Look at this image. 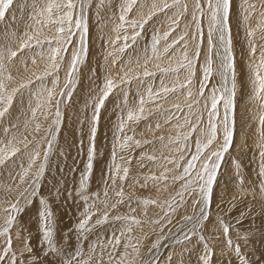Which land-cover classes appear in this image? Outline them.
Here are the masks:
<instances>
[{
	"label": "rangeland",
	"instance_id": "obj_1",
	"mask_svg": "<svg viewBox=\"0 0 264 264\" xmlns=\"http://www.w3.org/2000/svg\"><path fill=\"white\" fill-rule=\"evenodd\" d=\"M91 2L92 8L87 14L89 28L87 55L75 74L77 82L71 100H65L60 105L62 124L57 134L53 152L49 156L46 171L39 180L38 195L33 197L31 201L25 202L20 199L17 191V186L19 190L25 187L19 183L17 173L22 172L21 164L27 167L26 152L31 151L33 145H29L27 150L20 145L21 152L7 161L5 165L0 166V229L5 226L8 215L4 209L8 208L11 203L20 200V211L15 213L16 221L9 233L12 239V249L17 257V264H34V262L35 264H59L58 258L51 254H45L47 245L43 239L39 217V211L43 208L40 203L41 197L48 201L53 212V239L57 247H63L66 254L75 251L82 244L85 255H87L89 244L98 238L100 241L106 242L112 238L114 231L119 236L118 230L126 223L114 219L120 215L135 216L142 221L141 225L133 224V231L128 234L132 236L133 243L139 242L142 261L151 260L156 261L157 264H203L200 257L204 255V244L207 243L213 253L210 264H240L239 257L227 245V240L230 237L233 245L239 244L241 253L249 259L250 264H261L264 262V194L261 193L259 185L261 179L264 178L258 175L261 157L257 145L260 143L261 132L259 119L261 115H264V108L261 107L259 101L251 99V70L248 65L252 61L258 62L261 52L264 51V0H247V2L245 0H232L231 3L229 23L236 70L235 132L232 146L229 152L225 154L214 184L208 219L201 220L195 228H193L195 220L185 219L189 216L198 217L199 208L202 205L193 203L194 200L198 199L197 194L187 192L184 194L183 202H181V197L177 193L182 191L181 185L184 181L169 179L168 181L153 182L144 179L152 174L159 176L164 172L165 167L174 169L173 172L167 173L169 177L182 172L186 160L180 161L181 167L177 169L175 165L164 160V157L178 158L179 156L171 150L175 145H170L167 138L176 135L175 125L177 123H184L185 116L189 114V109L186 106L188 103H193L192 114L189 117L193 124L199 123L200 127H205L207 124V110L204 108V102L212 87L218 85L219 76L214 72L204 89V96H199L203 76L202 66L207 47L205 33L204 47L201 50L199 60L196 62L195 75L192 77V83L189 86L193 96L187 97L188 88L177 89L175 92L168 93L166 100L158 101L163 104L160 111L136 124L129 123V128L125 130L127 135H131L137 140H151L153 142L140 147L132 146L126 150H121L117 145L115 162L121 166V169L128 167L129 173L127 179L121 180L117 177L114 186L111 184V180H108L107 199L109 204L115 203L120 199L115 195V192L122 188L125 194L124 202L117 204L115 209L109 208L107 223L95 225L93 231L88 234V239L81 242L77 240L76 227L82 219L81 213L85 203L80 200L77 192L81 174L86 171L88 160L93 100L102 94L101 89L106 78L113 77L118 80L124 72H129V76L143 73L144 69L139 65H142L144 60L151 56L152 35L156 32L162 35L163 32L167 31L170 21L165 17L172 16L177 11L173 8L169 9L167 13H158L153 16L144 25L135 43L131 40L127 41L131 47L124 53H120L117 49L125 42L121 39L113 45L110 41L115 40L118 34L115 29L121 24L119 19L120 6L125 0H104L103 6H100L99 0H91ZM162 2L163 0H156L157 4ZM171 2L172 0H168V3ZM184 2L188 4V13L180 20L179 27L171 33L168 42L182 34L185 24L192 23L191 14L195 0H184ZM32 3L33 0H13V4L7 10L4 19L0 21V47L8 45L15 50L19 40L25 38L24 33L32 31L28 27L33 25V21L30 19L33 11ZM37 3L38 5L43 4L44 0H37ZM151 3L152 0H139L137 8L141 4L145 5L143 11L147 15ZM249 5L255 7L249 8ZM245 16L248 17L247 20H245ZM126 19L128 21L140 19L135 8ZM249 30H254L255 35L250 37L248 35ZM43 31L45 35H52L47 29ZM12 33H15L14 37L10 35ZM132 33L133 29L125 23L124 27L120 29L119 35L131 36ZM6 34L9 35L6 37ZM250 42L257 45L255 57L250 56ZM180 43L183 44V41ZM164 45L165 41L162 40L159 45L161 51ZM47 48L48 45L45 44L43 46L45 57L47 56ZM72 50V46H69L63 64L59 72L55 74L59 76L57 92L64 85ZM40 51V48L34 46L18 52L14 60L6 61L5 75L11 73L15 80L20 82L33 76V73L40 74L43 72L46 61L38 55ZM182 51L180 44H177L169 53L161 55L159 59L153 57L147 67L149 71L155 73L154 77H142L144 84L133 80L131 85H122L120 88L114 89L105 101V105L100 111L95 136L94 166L87 188V194L91 197L89 203L94 201L96 208L100 210L92 217L91 224H94L105 211L104 205L100 203L101 200L105 199L104 181L107 179L108 169L113 165V148L114 144L117 143L116 136L120 135L122 138L124 135L117 132V124L122 115L121 107L118 105H121L124 95L121 89H128L129 107L136 108L137 90L144 92L148 83H152L154 90H157L160 87L161 79L168 87L185 82L188 76L186 71L180 72L179 81H177L175 73L163 74L156 67L157 64L161 68L175 67L176 62L181 58ZM109 52H112L113 55L109 56ZM192 52L193 44L189 38V56L192 55ZM34 56L37 61L35 65L32 64V57ZM169 57H172L171 62ZM114 59L116 60L115 64H113ZM213 59L215 60V57ZM137 60H139V65ZM25 61L27 62V69H25ZM213 67H216L215 63ZM53 79V76L47 77L44 84L51 88ZM40 85V81L34 80L29 89H24L17 94L8 114L0 122V141L7 143L15 134L18 139L22 135H27L28 139L35 143L44 136L43 131L40 133L32 132L35 122H29L27 130L24 128L25 121L30 120L29 93L36 91ZM31 99L33 106H35V99ZM196 100H199L200 103L195 104L194 101ZM174 104H179L183 111L173 108ZM147 107L154 108L155 106L148 104ZM165 109L170 111H165ZM127 110V108L123 109L125 116ZM52 111L54 113L55 109ZM173 113L179 117V120L173 119L170 123H165V117ZM200 113H204L202 122L196 119ZM52 118L50 116L45 121L41 117L40 122L44 127H47ZM157 123L161 125L159 129L155 127ZM13 125H17L18 128L13 127ZM200 127L192 133L189 142L191 150L184 153L186 158L190 159L195 150L194 143L199 136ZM5 128H9L11 131L5 134ZM129 129H134V131ZM183 131H187V128ZM160 136H164L165 139L159 140L158 137ZM2 146L0 144V147ZM144 153L154 154L158 157L157 161L147 159L141 161L140 157ZM41 154L43 155V148H41ZM121 157L125 159L121 160ZM129 158L130 163L127 162ZM141 163H143V167H141ZM197 167H199V162H197ZM9 188L12 190L9 191ZM57 192H59V196L56 195ZM97 193L99 200L95 196ZM173 198H175L174 202ZM145 199L156 200L157 203L145 206L141 203ZM166 202L172 203L175 211H172ZM157 220L159 223L154 222ZM62 221L68 225H62ZM221 221L223 225L229 227L227 235L223 231ZM185 234H188L190 239L185 240ZM245 235L247 236L246 240L243 238ZM200 236L204 237L203 241L200 240ZM5 239L6 236H0V250L5 244ZM126 239L127 235L121 238V246L117 252L113 253L114 259H118L120 253L123 252V243ZM157 242H159V247H153ZM26 244L32 249L31 253L25 251ZM99 251L100 249L97 248V253ZM129 251L131 252V249ZM22 252L23 255H21ZM11 255L12 253H9V256ZM169 255L172 257L171 261L167 259ZM95 259L94 257L93 264H95ZM104 260L107 264V251ZM5 264H7V260Z\"/></svg>",
	"mask_w": 264,
	"mask_h": 264
},
{
	"label": "snow or ice",
	"instance_id": "obj_2",
	"mask_svg": "<svg viewBox=\"0 0 264 264\" xmlns=\"http://www.w3.org/2000/svg\"><path fill=\"white\" fill-rule=\"evenodd\" d=\"M247 2V0H245ZM104 0H99L100 6H103ZM139 0H125L120 6V16L119 19L121 24H119L115 31L118 33L115 40L110 41L113 45L121 39L125 42L119 49L118 52L124 53L130 44L127 41L131 40L135 43L136 38L141 34L143 27L156 16L158 13H167L169 9L175 8L177 11L168 17L170 21L168 30L163 32L161 35L156 32L151 38V56L144 60L142 65H139V60L137 64L144 69L142 74H136L134 76H129V72H124L123 76H119V79L113 77H108L101 89V95L93 100V114L91 117V127H90V139H89V150H88V160L86 165V171L81 174L79 180V187L77 195L80 200L84 201L85 207L81 213L82 219L79 221L76 232L77 240L84 241L88 239V234L91 233L95 225L102 223H107L109 220L108 209H115L117 204L124 202V192L122 188L115 192V195L119 197L115 203L109 204L108 202V180H111V184L114 186L116 184V178L119 177L121 180L127 179L129 169L128 167H123L115 162L116 158V147L121 150L129 149L132 146L140 147L144 144H150L151 140H137L133 136L127 135L125 130L129 128V123L136 124L141 120H146L150 116L154 115L155 112L160 111L163 108V104L158 101L166 100L167 94L177 91V89L188 88L186 95L188 98L193 96L192 91L189 86L192 83V77L195 75V65L199 60L201 55V50L204 47L205 33L207 39V47L205 49V61L202 66V83L200 86L199 96H204V89L207 86V82L212 77L215 72L219 76L218 85H214L209 92V96L205 98L204 108L207 110V124L205 127H200L199 123L193 124L192 120L189 118L192 114L193 103H188L186 106L189 109V114L185 116L184 123H177L175 125L177 133L175 136H169L168 143L170 145H175L172 151L179 154L176 157H164L169 164L175 165V168H180V161H185L182 172L179 174H174L171 177L167 175L169 172H173L174 169L165 167L164 172L159 176L152 174L146 176L144 179L157 181H184L181 185L182 191L178 192L177 195L181 197V202H183L184 194L191 193L197 194L198 199L194 200V204L202 205L199 208L198 217H185L189 221L195 220L193 228L201 220L208 219V211L211 206L213 199L214 184L217 180L219 170L221 169L222 163L225 158V154L229 152L232 146L234 132H235V95H236V70H235V57L232 49V39H231V28H230V10L232 0H195L193 11L191 14V24H185L182 34L177 38L168 42L169 36L176 28L180 25V20L188 13V4L184 0H172L168 3V0H163L162 3L157 4L156 0H152L150 9L145 15L143 9L145 5L141 4L138 8L137 5ZM13 4V0H0V21L5 17V14L9 7ZM32 14L30 19L33 21V25L28 27L32 29L31 32L26 31L24 33L25 38H21L18 42V47L14 50L12 47L5 45L0 47V122L8 114L10 108L13 105L15 97L18 93H21L24 89H29L34 83V80L41 82L40 87L34 91L30 92L28 108L30 110V120L25 121L24 128L27 130L29 122H35L32 129L33 133L44 132V136L41 137L39 141L33 143L32 140L28 139L27 135H22L19 139L15 134L7 141V143L0 141L3 146L0 147V166H3L12 157H15L17 153L21 152L20 145L23 149H29V145H33L31 151H27L28 165L24 167L23 164L20 165L22 172L17 173L19 176V183L25 185L22 190H19L17 186L18 195L21 200L25 202L31 201L33 197L38 195L39 180L44 175L46 168L48 166L49 156L53 152L54 144L57 140V134L59 128L62 124V111L61 103L65 100L70 101L74 86L76 84L75 74L78 72L80 65L84 62L88 47H87V37L89 33L88 28V11L92 8L91 0H44L43 4L37 3V0H33L31 5ZM254 5H249V8H254ZM134 8L137 11L140 19H132L128 21L126 17L129 13H132ZM247 11V9H245ZM248 17L245 16V20ZM127 23L132 29L133 33L131 36L119 35L120 29L124 27ZM35 26V27H34ZM44 29H47L52 35H45ZM139 29V30H137ZM190 30L191 35H190ZM9 34H6V37ZM15 36V33L10 34ZM248 35L250 37L255 35L254 30H249ZM189 38L193 44L192 55L188 54ZM75 39V43H74ZM165 41V45L162 51L159 48L161 41ZM183 41V44L180 42ZM47 44V56L45 57V51L43 46ZM177 44H180L181 58L176 62L175 67L161 68L159 64L156 67L163 74L175 73L176 79L179 81V74L182 70L188 73L185 82L174 84L172 87H168L164 84L163 79H161L160 87L154 90L152 83H148L145 91L140 92L137 90V106L136 108L129 107V91L127 88H122L123 100L121 101V113L117 124V132L124 134L121 138L120 135L116 136L117 143L114 144L113 148V165L108 169V176L105 179V191L104 200L100 203L104 205L105 211L102 215L91 224L92 217L96 215L98 208L93 201L89 203L91 197L87 194L88 183L91 178L93 161L95 158V136L100 119V111L105 105V101L113 93L114 89L120 88L122 85H131L133 80L139 81L140 84H144L142 77H154L155 73L148 70L149 61L155 57L160 58L161 55H166L171 49H173ZM40 48L41 51L38 55L41 59L46 61V67L40 74L33 73V76L28 77L26 80L17 82L15 78L8 73L5 75V64L6 61L14 60L18 52H22L24 49H29L32 47ZM69 46H72L73 50L71 52L70 61L66 71V77L63 87L59 92L56 88L59 85V76L55 75L59 72V69L64 61V56L68 52ZM257 51V45L250 42V56L255 57ZM109 56L113 53L109 52ZM215 57V60L213 59ZM172 57H169L171 62ZM37 63L35 56L32 57V64ZM116 60H113V64ZM131 63V61H129ZM216 64L214 68L213 65ZM25 69H27V62H24ZM248 67L251 70V85H252V96L251 99L259 101L262 108H264V51L261 52L259 61H252L249 63ZM131 71V70H129ZM119 75V74H118ZM53 76L52 87L49 88L44 81L47 77ZM34 77V79H33ZM35 99V106L32 104V99ZM210 101V104H209ZM195 104H199L200 101H194ZM148 104H153L154 108H148ZM173 108L178 111H183L179 104H174ZM127 108L126 116L123 114V109ZM222 108V111H221ZM53 109L55 112L53 113ZM165 111H170L165 109ZM53 117L51 122L44 127L40 122V118L47 121L49 117ZM204 113H200L196 119L202 122ZM173 119L179 120L175 114H170L165 117V123H170ZM259 123L261 125L260 132V143L257 147L260 149L259 155L261 157L260 168L258 175L264 178V115L260 116ZM17 127V125H13ZM156 129L161 127L160 123L155 125ZM200 127V133L194 143V152H192L190 159L186 158L184 153L191 150L190 140L192 133ZM187 128V131L183 129ZM134 131V129H129ZM11 130L5 128L4 132L7 134ZM159 140L163 141L164 136L158 137ZM131 142V143H130ZM41 148H43V155L41 154ZM121 157V160H124ZM147 159L149 161H157L158 157L154 154L144 153L141 155L140 160L143 161ZM39 161V163H37ZM130 163V158L127 160ZM197 162H199V167H197ZM141 163V167H143ZM237 167L239 165L237 164ZM34 169V171H33ZM122 172V174H121ZM243 181L241 180V183ZM261 193L264 194V179L260 181ZM12 189L9 188V191ZM159 190V189H158ZM59 196V192L56 193ZM96 199L99 200V194H95ZM175 198H173V202ZM40 203L43 205L42 210L39 211L40 225L43 233V239L47 245V254H51L58 258L59 264H93L94 257L95 264H105L104 255L107 251L108 261L107 264H157L156 261H142L140 259V249L138 246L139 242L133 243V238L131 235L133 228L132 225H141L142 221L137 219L135 216H120L114 217L115 220L125 221V225L119 229V236L116 235L114 231L112 238L106 242H102L99 238L89 244L88 254L85 255L82 244L78 246L75 251L71 253H65L63 247H57L54 241V219L51 207L46 199L40 198ZM145 206L150 204H156V200L145 199L141 201ZM168 203V202H166ZM169 208L172 211L175 209L172 207V203H168ZM4 211L8 213L5 220V226L0 229V236H6L5 244L0 250V264H17V257L12 249V239L9 235L10 229L13 227L16 221L15 213L20 211V200L11 203L8 208ZM134 211V209H133ZM159 223V221H154ZM170 223V221H169ZM222 225L223 222L221 221ZM223 231L225 235L229 232V227L223 225ZM195 234V233H193ZM127 235L126 241L123 243V252L120 253L118 259H114L113 253L117 252L118 248L121 246V238ZM245 240L247 236L243 237ZM185 240L190 239L188 234L184 236ZM200 240L203 241L204 237L200 236ZM182 242V241H178ZM227 245L232 249L236 255L239 257L240 264H250L249 259L241 253L239 244L233 245L231 238L227 240ZM153 247L158 248L159 242L153 245ZM97 248L100 249L97 253ZM205 252L204 255L200 257L203 264H210L212 252L209 249L207 243L204 244ZM110 249V251H108ZM131 249V252L129 251ZM25 251L31 253L32 249L26 244ZM9 253H12L9 256ZM23 255V252L21 253ZM171 261V255L167 258ZM35 264V262H34ZM264 264V262H261Z\"/></svg>",
	"mask_w": 264,
	"mask_h": 264
},
{
	"label": "bare ground",
	"instance_id": "obj_3",
	"mask_svg": "<svg viewBox=\"0 0 264 264\" xmlns=\"http://www.w3.org/2000/svg\"><path fill=\"white\" fill-rule=\"evenodd\" d=\"M189 8H190V7H189ZM165 19H168V17L166 16ZM66 217H67V216H66ZM69 218H70V217H69ZM63 219H64V218H63ZM61 224H62V225H68V224L65 223V221H62ZM62 227H64V226H62ZM59 238H60V237H59Z\"/></svg>",
	"mask_w": 264,
	"mask_h": 264
}]
</instances>
